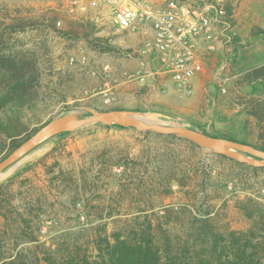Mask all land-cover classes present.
Wrapping results in <instances>:
<instances>
[{"label":"rangeland","instance_id":"obj_1","mask_svg":"<svg viewBox=\"0 0 264 264\" xmlns=\"http://www.w3.org/2000/svg\"><path fill=\"white\" fill-rule=\"evenodd\" d=\"M99 11L75 17L67 0H0V93L24 80L20 94L36 101L25 111L22 137L56 116L118 108L264 147L262 81L245 80L264 66V0H243L234 11L240 36L229 72L222 73L229 78L225 91L213 79L220 59L196 77L192 95L167 74L128 80L141 65L143 38L118 30L107 8ZM107 65L118 79L110 83L117 85L112 104L103 97ZM198 77L205 79L199 91ZM4 139L0 133L3 145ZM6 144L0 159L11 149ZM2 183H9L10 221L0 215V260L19 251L17 264H47L44 250L58 260L71 254L94 259L101 236L120 233L134 243L151 226L155 244L163 250L169 243L183 260L215 259L217 238L228 261L236 233L243 243L251 240L254 264H264V171L184 139L93 124L49 139L4 170ZM17 214L30 221L37 241L23 236Z\"/></svg>","mask_w":264,"mask_h":264},{"label":"built area","instance_id":"obj_2","mask_svg":"<svg viewBox=\"0 0 264 264\" xmlns=\"http://www.w3.org/2000/svg\"><path fill=\"white\" fill-rule=\"evenodd\" d=\"M242 1L106 0L118 30L151 33L144 40L139 69L126 74L127 79L144 83L148 77L167 74L181 91L192 95L196 77L206 71V60L222 52L221 72L214 73L213 79L225 91L229 78L222 73L229 72L232 52L239 42L234 11ZM99 5L97 1L67 0L68 13L75 17L84 16ZM103 75L109 79L103 97L107 104H112L117 99L113 91L117 85L110 83L118 79L113 78L109 65L104 67Z\"/></svg>","mask_w":264,"mask_h":264},{"label":"trees","instance_id":"obj_3","mask_svg":"<svg viewBox=\"0 0 264 264\" xmlns=\"http://www.w3.org/2000/svg\"><path fill=\"white\" fill-rule=\"evenodd\" d=\"M261 33L263 34L264 31H262ZM245 80L249 84L257 81H262V88L264 90V66L251 71L246 75ZM25 86L26 82L24 80H17L15 84L10 85L7 88L6 92L0 93V133L5 138L4 145L0 142V157L2 155L3 148L7 146V140H9V147H11V149L5 156H7L15 148L20 146L39 128L36 127L34 129V132L28 133L26 136L22 137L28 131L26 126L27 123L25 119V111L26 109H32L31 107L36 104V101L34 100L35 96H33V98L32 96H29L28 98L22 93L20 94L21 91L25 90ZM259 106L261 108H264V102L260 103ZM249 114L258 116L257 110H252L249 112ZM119 127L124 128L122 126ZM203 132L213 137H222L216 133H209L207 131ZM144 133L150 134L151 132ZM66 134H68V132L62 133L55 137H61ZM169 137L172 139H181L172 135H169ZM226 138L237 140L232 137ZM259 149L264 150V147H259ZM4 157H2L0 160H2ZM222 157L235 162L241 167L251 168L253 172L264 171V168L249 166L247 164L227 158L223 155ZM8 187L9 183L0 184V215L4 219L5 224L6 222L8 223L10 221V216L6 212L5 207L6 200L10 201L6 198V189ZM17 215L19 216L22 225L23 236L29 237L30 239H35L33 241H37L38 237L33 236V233L28 232V230L31 228L30 221H28L22 214ZM150 230L151 226L143 230L140 240L134 243L123 238L120 233L114 234L113 238H104L103 236H101L95 244L96 254L94 259H90L86 254H83L82 256L71 254L67 258H61L60 260H58V258L47 254L44 250L42 254V260H44L47 264H254L253 254L248 250L249 245L251 244V240L247 239L246 242L243 243V236H238L236 233H232L230 235V242L231 247L233 248V253L231 254V258L228 261L225 260L226 255L224 254V252H218L217 238L212 248L214 254H216L215 259L209 257H198L196 259L195 257H188L187 255H184L183 260L181 259V257L173 254L172 246L169 243L165 245L163 250L160 246H157L152 235L150 234ZM4 234L8 235L9 232L6 230L4 231ZM1 247L2 246L0 244V248ZM20 255V252L17 251L13 257L2 258L0 260V264H6V262L9 261V264H17ZM21 262L22 264H25L23 261Z\"/></svg>","mask_w":264,"mask_h":264},{"label":"water","instance_id":"obj_4","mask_svg":"<svg viewBox=\"0 0 264 264\" xmlns=\"http://www.w3.org/2000/svg\"><path fill=\"white\" fill-rule=\"evenodd\" d=\"M89 111L90 115L87 116H82L80 112L56 116L41 125L20 146L0 160V174L49 139L93 124H117L124 128H134L140 132L176 136L192 142L209 153L223 155L249 166L264 168V150L248 143L225 137H213L198 129L179 124H168L154 115L134 113L125 109Z\"/></svg>","mask_w":264,"mask_h":264},{"label":"crops","instance_id":"obj_5","mask_svg":"<svg viewBox=\"0 0 264 264\" xmlns=\"http://www.w3.org/2000/svg\"><path fill=\"white\" fill-rule=\"evenodd\" d=\"M92 1H97L100 4L98 7H96V8L93 7L92 8L94 11L97 10L99 12L100 8L104 7V9L107 8L112 13V9L106 3V0L105 1L104 0H87V2H89V3H91ZM247 1H249V0H247ZM96 19H97L96 21H99L98 17ZM140 34H141V37L143 38V41H144L147 37H150L151 33L149 32V35H147V36H146V34L144 32H141ZM239 36H240V34H239ZM140 55H141V53H140ZM221 57H222V52L214 53L206 60L207 61L206 64L208 66H209V64H210V66L211 65H216L218 62H220ZM94 75L96 76V73H94ZM98 75H99V73H98ZM204 84H205V79L203 77H198V81L196 82V90L199 91L200 89H202Z\"/></svg>","mask_w":264,"mask_h":264}]
</instances>
